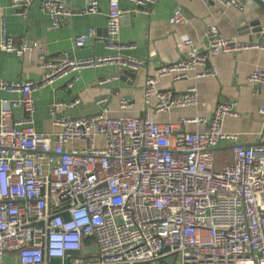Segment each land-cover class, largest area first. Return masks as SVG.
Segmentation results:
<instances>
[{
    "label": "built area",
    "instance_id": "obj_1",
    "mask_svg": "<svg viewBox=\"0 0 264 264\" xmlns=\"http://www.w3.org/2000/svg\"><path fill=\"white\" fill-rule=\"evenodd\" d=\"M110 0L106 55L74 59L63 52L46 62L39 43L15 39L1 29L0 50L25 53L39 50L46 74L39 82L0 81V91L19 94L2 100L0 111V264H264V145L246 146L240 135L224 130L226 118H236L234 104H219L210 121L196 117L178 124H156L148 116L111 118L107 93L95 100L98 112L70 117L67 111L81 98L49 105L57 131L35 129L33 93L66 79L72 90L85 70L110 65L136 72L145 62L123 54L120 39L125 14L150 15L159 0ZM206 6L245 9L246 0H200ZM264 2V0H261ZM34 0H11L15 15L28 18ZM41 11L58 30L62 21L99 12V0H87L79 12L63 0L41 3ZM188 22L181 8L170 19L174 26ZM94 31L78 36L84 48ZM205 51L189 39L185 56L160 66L147 76L145 103L156 99L158 113L198 105L197 88L186 94L157 89L158 79L185 80L216 76L206 70L211 55L261 48L224 38L216 26L206 33ZM105 79L100 85L109 84ZM249 82L264 87V70L256 67ZM119 108L132 104L119 97ZM22 109L23 118L14 111ZM66 112V113H64ZM264 117V108L259 110ZM202 130L185 132L184 125ZM224 143V144H222Z\"/></svg>",
    "mask_w": 264,
    "mask_h": 264
},
{
    "label": "crops",
    "instance_id": "obj_2",
    "mask_svg": "<svg viewBox=\"0 0 264 264\" xmlns=\"http://www.w3.org/2000/svg\"><path fill=\"white\" fill-rule=\"evenodd\" d=\"M47 0H34L25 20L15 15L10 7L11 0H0V38L3 25L7 34L15 39L17 45L24 40L28 44H41L46 62L57 61L61 53L68 52L71 58L82 59L108 54L107 18L110 0H99V12L79 14L62 21L58 30L53 29L51 18L44 14L40 5ZM74 12L83 10L87 0H63ZM133 5L120 1V9L128 11ZM181 8L188 22L174 26L170 19L176 9ZM260 22L262 32H253L250 25ZM216 26L224 38L236 39L244 43L257 42L264 45V10L253 0L245 1V9L225 8L219 5L206 6L200 0H159L150 15L125 14L121 19L120 39L127 45L123 54L145 62L136 72L121 70L110 65L100 69L85 70L75 88H66V79H61L33 93L36 104L35 129L39 133L52 134L53 127L49 105L53 102H68L81 98L83 103L67 111L70 117H79L99 111L95 100L110 95L106 105L111 118H141L148 116L156 124H178L182 120L205 118L210 121L219 104H234L238 113L236 118H226L223 127L227 132L240 135L243 145H264V117L259 113L264 108V87L249 82V76L256 67L264 70V50L252 48L237 53L211 55L206 70L216 72V76L196 78L199 70L191 71L189 77L173 81L171 76L158 79L157 89L171 90L184 95L190 87L197 88L198 105L192 108H175L169 113H158L156 99L145 103L144 85L147 76L153 75L162 65L178 61L185 56L182 41L189 39L201 52L206 48V33ZM94 31L92 40L82 49L75 48V39ZM46 74L40 67L39 50L25 53L0 50V81L39 82ZM109 84L100 85L102 80ZM19 94L0 91V111L2 100H17ZM119 97H125L132 104L131 109L119 108ZM66 113V112H64ZM22 109L14 111V118H23ZM199 125L186 124L185 132L202 130ZM224 144V143H222Z\"/></svg>",
    "mask_w": 264,
    "mask_h": 264
},
{
    "label": "water",
    "instance_id": "obj_3",
    "mask_svg": "<svg viewBox=\"0 0 264 264\" xmlns=\"http://www.w3.org/2000/svg\"><path fill=\"white\" fill-rule=\"evenodd\" d=\"M253 1L256 2L264 10V2L263 1H261V0H253ZM250 27H252L253 32H254V30H255L256 33L262 32V28L260 26V22L259 21H256L255 23H252L250 25ZM246 146H250V145H246Z\"/></svg>",
    "mask_w": 264,
    "mask_h": 264
},
{
    "label": "rangeland",
    "instance_id": "obj_4",
    "mask_svg": "<svg viewBox=\"0 0 264 264\" xmlns=\"http://www.w3.org/2000/svg\"><path fill=\"white\" fill-rule=\"evenodd\" d=\"M5 263H8V264H14L13 262H11V261H7V259H5V261H4Z\"/></svg>",
    "mask_w": 264,
    "mask_h": 264
}]
</instances>
